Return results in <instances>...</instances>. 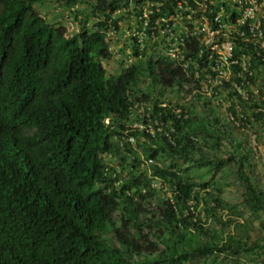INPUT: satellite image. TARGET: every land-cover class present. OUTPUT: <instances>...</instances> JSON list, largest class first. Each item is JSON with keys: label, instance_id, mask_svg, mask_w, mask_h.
<instances>
[{"label": "trees", "instance_id": "1", "mask_svg": "<svg viewBox=\"0 0 264 264\" xmlns=\"http://www.w3.org/2000/svg\"><path fill=\"white\" fill-rule=\"evenodd\" d=\"M51 1L85 5L73 11L77 33L65 37L64 26L39 15ZM142 1L0 0V264H231L243 255L264 264V235L249 221H233V233L206 226L209 217L223 226L222 201L189 176L222 167L212 153L232 135L208 98L189 95L204 77L153 59L131 35L124 49L133 62L111 75L101 65L112 58L107 35L117 36L122 23L129 34L140 26ZM157 9L154 18L166 13ZM234 45L229 80L212 91L239 98L230 86L241 82L238 56L248 59L241 75L252 85L253 71L264 76V46ZM257 91L262 100L249 91L238 99L248 116L229 106L241 126L264 113ZM124 135L133 146L117 142ZM229 143L241 207L264 213V190L244 173L248 150Z\"/></svg>", "mask_w": 264, "mask_h": 264}, {"label": "built area", "instance_id": "2", "mask_svg": "<svg viewBox=\"0 0 264 264\" xmlns=\"http://www.w3.org/2000/svg\"><path fill=\"white\" fill-rule=\"evenodd\" d=\"M140 6V26L125 35H131L138 44L145 38L154 47V59L158 56L173 61L183 72L190 66L193 80L202 75L205 81L194 86L195 90L189 95L196 91L209 99L219 94L220 89L213 92L212 87L229 80V65L235 63L231 57L236 39L243 44L264 46V0H171L169 8H166L165 0L152 3L143 0ZM159 6H165L166 13L154 18ZM188 56L193 58L187 59ZM238 59L241 82L240 85L230 82V86L240 98H245L247 93L243 88L248 82L241 72H247L248 59L244 55H239ZM185 98L188 99L187 94ZM121 141L133 144V138L125 135L117 140L118 143Z\"/></svg>", "mask_w": 264, "mask_h": 264}, {"label": "rangeland", "instance_id": "3", "mask_svg": "<svg viewBox=\"0 0 264 264\" xmlns=\"http://www.w3.org/2000/svg\"><path fill=\"white\" fill-rule=\"evenodd\" d=\"M78 6L85 7L83 3ZM78 6L71 9H65L59 5L58 2H45L38 8V13L47 22L55 23L56 25H62L64 26L65 30H68L69 20L72 22L74 26L73 28L78 27L77 21H75L73 17V11L76 10ZM129 24H131V21H129ZM125 31L126 24L122 23V25L119 26L116 39L112 38L109 42L112 58L101 63L108 75L119 72L120 68L131 64L130 62H132V60L128 58L129 51L124 49V46L127 42V38L124 37L126 34ZM140 47H144V49L147 50L148 48L152 47V45L146 41V44L140 45ZM119 51H122L123 53H119ZM125 55L128 57H125ZM252 75L254 76V83L252 85L248 84V88L246 90L243 88V91L245 93L249 91L253 95L251 97L253 100L256 98H260L262 100L263 98L257 90L264 94V89L262 87V85H264V76L262 73H259L258 70L253 71ZM201 84H203V82ZM167 97L170 100L176 99L173 93H169ZM248 98L249 96H246L245 98H237L236 96L231 95L230 91L222 89H220V92L217 96H212L209 98V106L211 108H215L219 122L223 125L229 122V126L224 128L229 131L231 128L232 131V135L228 137V140L224 139L221 142L220 148L212 153V156L216 155V158L224 160L225 163L222 167L210 170L208 174H204L202 171L203 169H198L197 171L191 169L189 172V176L192 178L195 184H198L201 181L206 182V188L204 189V192L207 194L218 195L222 201V207L220 208V211L217 212V214L220 216V223H222L223 226H221L219 222L213 221L210 217L206 221V226L216 232H223V234L226 231L233 233L232 222L238 220L240 222L249 221L254 231L258 230L261 232V235H264V226L262 227L259 225L260 223L264 225V213L250 215L247 211L242 209L241 197L243 194V185L237 179L235 173L236 167L234 164L232 162H227V157L232 150V148L229 146V142L234 141L240 143L241 146L248 150L246 158L249 159L250 163L249 167L246 166L244 168V173L250 178L251 182L257 188L264 190V113L262 114L260 121H257L256 123L250 122V124L249 122H246L243 124V126H241L238 121L232 119V115L230 116V112L228 110L229 106H232L233 115L235 117L239 118L243 112H245V115L248 116L250 114V108L248 109L247 107L248 104L244 106L238 101V99L245 101ZM187 100L188 99L184 98L183 102H186ZM257 108L264 112L263 104ZM231 120L233 121L231 122ZM232 126L234 128H232ZM104 163L105 166L111 168L115 167V163H113L112 160H104ZM199 176L200 179L198 178ZM207 194L204 197L210 204L211 202ZM228 220H231V222ZM233 260H237V264H258V259L251 255L239 256ZM233 260L231 261V264Z\"/></svg>", "mask_w": 264, "mask_h": 264}, {"label": "clouds", "instance_id": "4", "mask_svg": "<svg viewBox=\"0 0 264 264\" xmlns=\"http://www.w3.org/2000/svg\"><path fill=\"white\" fill-rule=\"evenodd\" d=\"M70 24V25H69ZM74 26H73V24H72V22L69 20L68 21V30H65V37L67 36V37H70L71 35H73V34H75V33H77V28L75 27V28H73ZM125 33H126V31H125ZM126 36V35H125ZM108 37V36H107ZM116 37L117 36H115V37H113V36H111V37H108V39L106 40V42L108 43V46H109V42H110V40L112 39V38H115L116 39ZM144 44H146V42H143V39L140 41V44H138L137 43V45L139 46V48H141L140 47V45H144ZM109 51H110V48H109ZM147 53L149 54L150 52H152V51H154V47H150V48H148L147 50ZM155 52V51H154ZM154 57H155V53H154ZM154 57H153V59H154ZM130 59L132 60V62H133V58H131L130 57ZM129 61V60H128ZM131 63V62H130ZM184 90V89H183ZM181 96V95H180ZM184 98H185V96H184ZM184 98H183V101H184ZM132 127H135V128H138L139 127V125H137V124H134V125H132ZM134 145V141H133V144H131V146H133ZM148 162V161H147Z\"/></svg>", "mask_w": 264, "mask_h": 264}]
</instances>
